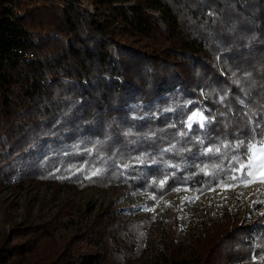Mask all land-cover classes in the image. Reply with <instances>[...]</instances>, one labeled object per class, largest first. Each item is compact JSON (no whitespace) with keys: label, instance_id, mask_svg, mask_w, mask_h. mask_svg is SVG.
I'll return each instance as SVG.
<instances>
[{"label":"trees","instance_id":"1","mask_svg":"<svg viewBox=\"0 0 264 264\" xmlns=\"http://www.w3.org/2000/svg\"><path fill=\"white\" fill-rule=\"evenodd\" d=\"M86 1L0 0V189L120 186L153 204L239 183L264 142V0ZM45 208L0 229V264H264V213L150 254L148 215Z\"/></svg>","mask_w":264,"mask_h":264},{"label":"rangeland","instance_id":"2","mask_svg":"<svg viewBox=\"0 0 264 264\" xmlns=\"http://www.w3.org/2000/svg\"><path fill=\"white\" fill-rule=\"evenodd\" d=\"M128 3L130 2L126 4ZM81 5L89 11L94 10L86 0H83ZM155 14L158 15V12ZM160 23L163 25L162 21ZM204 120L202 110L195 109L189 114L187 123H203ZM252 145L260 149L264 147V142ZM255 156L257 160L260 158L259 151L255 152ZM36 185L29 183L23 188H15L5 184L0 189V229L8 227L10 219H19L25 215V210L31 213L39 207H46L45 211H56L64 201L70 202L72 215H83V221L92 219L106 205H111L122 220L147 215L151 218L147 228V249L148 253L154 254L159 250L166 251L168 239L173 234V243L187 244L201 221L210 219L211 222L217 223L228 216L251 217L264 213V168H258L255 163L250 172L246 168L245 175L235 185L224 184L200 194H194L186 188H177L153 204H148L144 194H136L120 186L101 191L86 188L77 192L71 189L52 192L44 185H41V188ZM35 186L38 192L34 189ZM5 215L10 218L4 217ZM63 229L64 227L57 228V232H52L53 236L58 239L59 232ZM49 238L46 236L43 240ZM144 246H147L146 243Z\"/></svg>","mask_w":264,"mask_h":264},{"label":"snow or ice","instance_id":"3","mask_svg":"<svg viewBox=\"0 0 264 264\" xmlns=\"http://www.w3.org/2000/svg\"><path fill=\"white\" fill-rule=\"evenodd\" d=\"M211 151V150H210ZM259 151L260 153V158L257 160L255 156V152ZM250 155L247 158V163L241 164L239 170H243L245 168L249 169V172L251 171L253 164L255 163L258 168H264V147L260 149H256L255 145L250 146ZM164 182L162 181L161 184Z\"/></svg>","mask_w":264,"mask_h":264},{"label":"bare ground","instance_id":"4","mask_svg":"<svg viewBox=\"0 0 264 264\" xmlns=\"http://www.w3.org/2000/svg\"><path fill=\"white\" fill-rule=\"evenodd\" d=\"M250 189V188H249Z\"/></svg>","mask_w":264,"mask_h":264}]
</instances>
